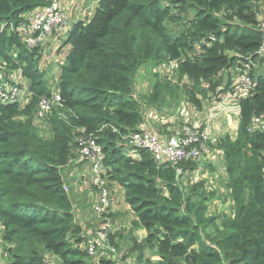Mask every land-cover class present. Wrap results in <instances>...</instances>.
I'll return each mask as SVG.
<instances>
[{"label":"trees","instance_id":"obj_1","mask_svg":"<svg viewBox=\"0 0 264 264\" xmlns=\"http://www.w3.org/2000/svg\"><path fill=\"white\" fill-rule=\"evenodd\" d=\"M47 2L0 0V23H19L22 14ZM260 3L98 0L94 16L74 24L64 40L69 52L57 88L58 111L66 120L54 113L48 139L40 138L34 125L39 100L50 96L38 49L0 32V66L4 74L26 80L29 94L23 108L16 101H0V230L7 264H47L46 255L60 264H116L106 257L95 262L77 246L83 231L74 221L61 173L80 129L101 145L107 179L124 191L135 217L133 229L146 231L132 247L140 255L152 250L157 264H264V135L247 131L252 118L264 114V69L254 73L264 64L258 54ZM241 61L252 64L254 92L239 102L235 139L225 136L218 143L232 210L228 216H211L207 204L213 191L204 181L189 187L181 181L198 171L195 163H182L179 177L175 167L158 164L145 150L137 159L127 157L122 138L144 122L145 106H161L180 88L201 109L196 97L201 84L216 91L224 73ZM164 63L176 64L178 82L187 78L193 84L179 87L158 77L145 101H139L137 73L147 64Z\"/></svg>","mask_w":264,"mask_h":264},{"label":"built area","instance_id":"obj_2","mask_svg":"<svg viewBox=\"0 0 264 264\" xmlns=\"http://www.w3.org/2000/svg\"><path fill=\"white\" fill-rule=\"evenodd\" d=\"M73 25L60 1L48 0L44 6L22 14L19 23L13 21L0 23V32L4 31L8 35H14L26 47L39 50L41 45L49 38L57 39L58 44L62 45ZM258 29L261 34L258 54L264 57V13L259 19ZM42 59L43 62L40 65L45 62L44 65L50 67V64L47 63L48 58ZM234 67V77L231 79L233 73L230 74V80L222 82V85L210 94L207 103V112L213 110V117L218 120L229 116L227 108L232 103L236 104L239 113V102L252 96L254 92V79L251 74L252 64L241 61L236 63ZM168 69L169 71L173 70V73H175L176 64L159 65L158 73ZM7 76L6 84L0 82V101H16L23 108L28 104L29 97L27 85L24 84L26 80L14 72L9 73ZM57 84L58 78H56L54 84L48 83L50 96L42 97L39 100L34 113L35 121L46 120L56 108L61 106ZM180 107L178 106L174 115L170 116L168 123L182 125L181 129L177 130L175 135L166 138L159 137L158 133L155 132V124L152 123V121L155 123V120L158 119L155 118V112L151 114L152 119L148 122L149 115L147 112L149 109L144 110L146 119L137 128V131L122 138L125 141V155L137 159L139 158L138 151L145 150L151 154L158 164H171L175 167L179 177L184 175L180 167L182 163H197L205 158L210 150V125L209 123L204 124L201 119L192 122L187 113ZM175 128L177 129V127ZM247 131L250 134L261 133L264 135V114L252 118ZM75 144L76 150L73 149L72 155H78L80 162L86 164L89 181L95 189L90 203V215L94 220V225L87 230V234L83 233L84 240L77 245L78 248L89 257L94 258L96 262L99 257H106L116 264H141L136 257L131 256L129 253H121L118 248L110 244L109 239L115 236L124 226H116L110 220V215L119 209V201L117 194L110 188V185L114 187V183L107 179L105 173L104 154L101 145L97 143L93 134L87 133L85 129L78 130ZM70 162H72V159ZM69 165L68 163L67 166ZM88 182L84 183V179L81 180L82 184ZM5 257L6 254L0 250V264H7L4 262Z\"/></svg>","mask_w":264,"mask_h":264},{"label":"rangeland","instance_id":"obj_3","mask_svg":"<svg viewBox=\"0 0 264 264\" xmlns=\"http://www.w3.org/2000/svg\"><path fill=\"white\" fill-rule=\"evenodd\" d=\"M264 0H261L260 6H259V14L258 17L259 19L262 17V14L264 13ZM172 29H177L175 25H173ZM63 45L60 43L56 46H53L52 48L62 49ZM47 51V49L45 50ZM57 52V53H58ZM39 55L41 56L40 63L43 62L42 58L47 57L48 58V64H52L53 66L47 67L45 66V62L40 65V68L43 69L42 72L45 74V79L47 80L48 83H55L56 80V75L55 71H53V68L58 66L57 62H54L55 60L51 56L50 53H44V52H39ZM55 59L60 61L62 59V55L57 54L55 55ZM165 65L162 64V66ZM159 66H155L153 64H147L140 70V72L137 73L135 80H134V91H135V96L139 101L144 102L145 97L148 96L153 89V86L158 79V77H161L162 79H169L172 81L173 84H177L182 86L183 84H188L192 85L193 81L184 78L181 80V82H178V77L174 71L169 69L167 71H163L161 73H158ZM235 70V69H234ZM4 68L0 66V82L3 84H6L5 81L8 80V76L4 74ZM46 71V73H45ZM169 71V72H168ZM257 70L255 69V74ZM16 74V73H15ZM234 77V73L231 77V79ZM230 80V74L229 71H226L224 73L223 77V83L227 82ZM143 83L141 87L139 86L140 83ZM27 85V83H24ZM178 94L174 98L166 97L165 103H163L161 106L157 108H148L144 107V110L148 112L147 114L149 115L148 122L152 119L150 116L153 112L155 113H162L166 109H169L171 115H174V113L177 111L178 106L184 107L188 112V117L193 118L194 116V111H208V100L210 98V90L209 87L205 84H201V89L202 91H199L197 94V99L201 102V109H196L192 104L189 103V98L187 94H182V88H180ZM178 95V96H177ZM205 106V109H204ZM54 113H56L57 117L63 120H66V115L58 111V108H56L53 113L43 121H35L34 120V125L35 128L37 129V135L42 138V139H48L52 137V128H51V123L50 120L53 117ZM146 119V118H145ZM171 126H162V127H155V130H157L159 133L161 132L162 135L164 136H170V135H175L177 133V130L181 129L182 125L179 124H170ZM232 124H230L231 126ZM177 127V129L175 127ZM236 131L237 129H234L233 127L229 129V132L223 134L221 137H225L226 135L229 136L232 140L235 139L236 137ZM156 132V133H158ZM76 138V137H75ZM222 138V139H223ZM74 145L72 149L76 150V144L75 140L73 141ZM214 148L211 150L210 155L208 157H205L201 159L199 162L195 163L198 171H196L193 174H186L182 177L181 181L183 186H190L193 183H198L200 181H204L205 183V189L207 191H213L214 197L211 199L215 205V209L211 211H215L216 208L219 206L224 208V209H229L230 213L232 208L227 207V204L230 203V206L232 201L230 200L229 195V190L226 188V183H227V173L225 170V165H224V157H223V151L220 149H217V142H214ZM74 159V157L72 156ZM66 173V171H62V179L64 182V190L66 188V193L69 194V197L71 198L72 202L75 203L74 207V221L82 228L83 233L87 234V230L92 228L94 225V220L90 215V203L92 200V197L95 193V189L93 185L91 184V181H89L87 184H84L82 188L76 187V183L74 182L75 180L73 179V172L69 171ZM110 188L114 191L115 187H112L110 185ZM116 193V191H114ZM118 198V203H119V209L110 215V220L114 225L117 226H124V228H121L120 231L116 233V235L112 238L113 240L110 241V244L115 246L116 248L118 247L119 251L121 253H127V251L138 255L139 251L137 249L132 248L131 241L133 240V234L135 235V232H133L136 229H133L132 227V218L130 217L131 213L125 209V203L122 201V198L117 195ZM212 215H217L218 212H211ZM136 237V236H135ZM139 239V237L137 238ZM0 250L4 253L6 252L5 246L2 244V239H1V230H0ZM5 254V253H4ZM47 258V264H60L58 262V259L56 257H52L50 255H46ZM92 259V258H91ZM4 262L7 263L6 257L4 258ZM90 263L91 260H89ZM96 262V261H95Z\"/></svg>","mask_w":264,"mask_h":264},{"label":"crops","instance_id":"obj_4","mask_svg":"<svg viewBox=\"0 0 264 264\" xmlns=\"http://www.w3.org/2000/svg\"><path fill=\"white\" fill-rule=\"evenodd\" d=\"M59 1H60L61 6L63 7V9L65 11H67L68 17H69L72 24H76L78 22L89 21L94 16L96 8L98 6L97 0H59ZM262 7H263V4H262ZM57 43H58L57 39L49 38L45 41V43L43 45H41L38 52L50 53L52 57L54 56L53 57V59L55 60L54 62H57L58 66L53 68V71H55L56 78H59L62 65L65 63L66 56L69 52V46L62 43L63 48L59 50L60 52H58V49L52 48L53 46H56ZM46 49H47V51H45ZM57 54H60L63 56L62 59H60V61L55 59V57H56L55 55H57ZM50 66H53V65L50 64ZM234 69H235L234 66L231 67L229 69V74L234 73L235 72ZM254 69H256L258 72H262L264 69V64L263 65H257L254 67ZM45 73H46V71H45ZM142 84L143 83L141 82L139 84V86L141 87ZM180 108L183 109L185 111V113H187V115L189 114V112L184 107H180ZM204 109H205V106H204ZM227 110L229 112V116L227 118H222L219 120L217 118L213 117V114H214L213 110H210L209 112H207L205 110L204 111H199V110L194 111L193 118H190V120L192 122H195L197 119H201L204 121V124L209 123V125H210L211 143H210V150H209L208 154L206 155V157H208L210 155V152L213 149L214 144H215L214 142L219 143L220 140L223 138L221 136L223 134L229 132L230 128L233 127L234 129H237V127H238L239 113H238L236 104L232 103L227 108ZM170 116H172V115H171L169 109H166L162 113H155V118H158V119L155 120V123L153 121H152V123L155 124V127H157V128L162 127V126L169 127V126H171L168 123L170 120ZM230 124H232V125L230 126ZM155 132H158V131L155 130ZM161 132L160 133L158 132L159 137H161V138L168 137V136L162 135ZM214 148H216V147H214ZM217 149H218V145H217ZM72 156L74 157V159L71 158L72 162H70L71 159L69 160L68 163L70 165L65 167L63 169V171H66V173H68V169H70L69 171L73 172V179L75 180L74 182L76 183V187L82 188L84 183L89 181L87 166L84 162H80L78 155L75 154ZM75 169H76V171H75ZM82 179H84L83 184L81 183ZM114 187H115L114 191H116V194L118 196H120L122 198V201L124 202V200H125L124 191L117 184H114ZM74 205H75V203H73V206ZM231 205H232V203H231ZM227 207H231L230 203L227 204ZM125 209L127 211H129V207L126 205V203H125ZM207 209H208L207 210L208 215H211V216H217V215H223V214H225L226 216L230 215L229 209H224L220 206H219V208L217 207L215 211H211V210L215 209V205H214L213 201L208 202ZM211 212H218V214L212 215ZM130 217L132 218V221L135 220V217H134L132 212H131ZM133 232H135V235L133 234V240L131 241L132 247H133L134 243H136L135 241H137L138 244H140L147 236L146 231L142 230V229H136ZM138 237H139V239H137ZM126 252L129 253L131 256L136 257L141 264H157V262L160 260L159 257L156 254H154L152 250H149V249L144 250L143 253L141 254L142 256L140 255V253L135 256V254H133L127 250H126ZM141 259H142V261H141ZM149 260L151 262L147 263Z\"/></svg>","mask_w":264,"mask_h":264}]
</instances>
